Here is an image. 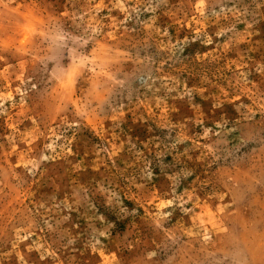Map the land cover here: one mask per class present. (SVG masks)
Instances as JSON below:
<instances>
[{
    "label": "rangeland",
    "instance_id": "rangeland-1",
    "mask_svg": "<svg viewBox=\"0 0 264 264\" xmlns=\"http://www.w3.org/2000/svg\"><path fill=\"white\" fill-rule=\"evenodd\" d=\"M0 264H264V0H0Z\"/></svg>",
    "mask_w": 264,
    "mask_h": 264
}]
</instances>
